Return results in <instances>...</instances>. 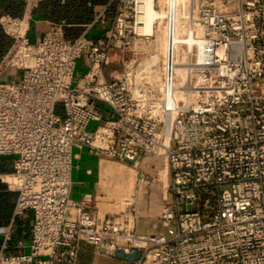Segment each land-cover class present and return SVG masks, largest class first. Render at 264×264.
<instances>
[{
  "label": "built area",
  "instance_id": "1",
  "mask_svg": "<svg viewBox=\"0 0 264 264\" xmlns=\"http://www.w3.org/2000/svg\"><path fill=\"white\" fill-rule=\"evenodd\" d=\"M145 1L108 0L99 17L115 13L98 36L92 23L69 37L51 21L34 39L40 0L0 15L13 39L0 58L10 166L0 180L16 192L13 219L33 213L28 249L8 251V229L0 264H96L117 250L139 252L125 264H264V0H189L188 15L178 0H154L164 51L152 46L157 31L138 30ZM75 147L101 168L104 158L133 167L131 199L105 210L101 179L73 197ZM156 180L162 229L147 233L141 219L153 214L138 202Z\"/></svg>",
  "mask_w": 264,
  "mask_h": 264
},
{
  "label": "crops",
  "instance_id": "2",
  "mask_svg": "<svg viewBox=\"0 0 264 264\" xmlns=\"http://www.w3.org/2000/svg\"><path fill=\"white\" fill-rule=\"evenodd\" d=\"M14 1L15 0H0V15L8 13L16 16H22L26 11V4L24 0H20V2L24 3V6H22L18 12L13 13L8 11L9 8H16ZM107 2L108 0H40L39 5L33 10L34 18L30 32L31 36L34 39L39 38L49 27L51 21L63 22L65 33L69 37H76L82 33L86 28V23H92L88 29V34L94 36L104 35L111 25L115 13V4H112L106 12V18L104 21L101 17H99L102 8ZM77 152L80 154L78 161L83 162L84 166L78 162V171L76 172L77 177H74L75 174L73 172L74 183L72 196L75 198H79L85 192L94 193L99 185L100 179L107 187L115 184L116 181H108L110 175L114 173L116 174V172L113 171L114 169L122 168L126 171L130 170L111 162H102L101 168V160H99L97 155L91 153L88 148L79 149ZM147 188L144 192L150 191ZM145 195L147 199L154 196L153 191H151L150 194L145 193ZM15 196L16 193L14 196L6 198L5 201L12 202ZM138 203L139 208L142 207L140 210L143 212V193H141V199ZM117 206L118 205L114 203L112 204V207L115 210H117ZM13 213L8 221L0 225V248L3 246L6 231L10 229L11 239L8 242V251L18 252L23 251L26 248L28 249V244L31 240L33 231V213L32 211H28L26 214L17 217L15 220L13 219ZM2 229H4V231ZM19 242L24 243V246L19 245ZM82 263L87 264V262L83 260Z\"/></svg>",
  "mask_w": 264,
  "mask_h": 264
},
{
  "label": "rangeland",
  "instance_id": "3",
  "mask_svg": "<svg viewBox=\"0 0 264 264\" xmlns=\"http://www.w3.org/2000/svg\"><path fill=\"white\" fill-rule=\"evenodd\" d=\"M77 69L85 71L86 68L83 67L79 63L78 66H77ZM98 123L99 122L93 121L91 123L90 127L94 128ZM79 149L80 148L75 147L74 148V152L78 151ZM78 162H80V164L82 166H84L83 162L78 161L77 158L74 159V161H73V165H74L73 172L75 174L74 177H77L76 176V172L78 171V169H77V163ZM102 162H111V163H113L115 165H120L123 168H126V169L128 168V169L132 170V172L134 173V177L132 179H130V181L128 180V183H127L128 185H126V183H124V182H122L120 180L117 182L116 185L113 184V185H110L108 187L105 186L102 182L100 183V185H102V187H103L102 191L105 193L103 195L104 197L100 201L102 207H105L104 208L105 210H115L112 207V204L114 203V204L118 205L117 208L119 209L123 205V203L126 201V198H131L132 194L134 193V190H135L134 187L136 185V179H137V171L135 169H133V167H131L130 165H126V164L120 163V162H118L116 160H113V159L104 158L102 160ZM130 170H129V172H130ZM124 175L127 176V178L129 179L128 173L124 172ZM124 180H125V178H124ZM129 182H131V183L129 184ZM158 184H159V181L156 180L154 182V184H151L152 186L150 188H147L150 191L143 193V201H144L143 213L151 212L153 214L152 216H149L147 218H142L141 219V223H140L141 227L147 233H156V232H158V231H160L162 229L161 222L159 221L158 214L161 212L164 200H163V191L161 190V188L158 187ZM116 186H117V188H116ZM127 186H129V189L130 188L131 189L129 190ZM144 191H146V190H144ZM151 191H153V195L154 196L152 198L149 197V199H147L145 193L150 194ZM118 196H120L121 199H119L120 197H118ZM111 199L113 201H111ZM140 212H142V211L140 210ZM154 225H156V226H154ZM2 230L4 231V229H2ZM96 264H125V261L123 259L119 258V257H109V256H105V255H99L97 260H96Z\"/></svg>",
  "mask_w": 264,
  "mask_h": 264
},
{
  "label": "bare ground",
  "instance_id": "4",
  "mask_svg": "<svg viewBox=\"0 0 264 264\" xmlns=\"http://www.w3.org/2000/svg\"><path fill=\"white\" fill-rule=\"evenodd\" d=\"M160 1L163 2L165 0H160ZM203 1H205V0H203ZM188 2H189V0H178V5H179L178 12H179L180 15H188V13H189ZM206 2H207V0H206ZM154 3H155L154 0H146L144 5L142 6L143 9H144L143 18L145 20V23L139 25L138 26V30L141 31V32H147V33L157 31V37L158 38H157V40L152 42V46H154L155 48H157L160 51H164L165 50V41H166V38H165V27L162 24H157V25L154 24V19H155V15H156L155 8L153 7ZM179 72L184 77V75H185L184 70H182L180 68ZM113 171H115L116 174L114 173V174L110 175V177L108 178V181L109 182H111V181L115 182L116 181L115 184H117V182L120 180V181L126 183V185H128L127 184L128 180L130 181V179H132L134 177V173L132 172V170H130V172H129L128 170L126 171V170H124L122 168L121 169L117 168V169H114ZM124 172L128 173L129 179L127 178V176L124 175ZM167 174H168V172L166 170H162L161 171V175H162L161 178H162V180H164L162 185H161V187H163L164 184H166ZM124 178H125L126 181L124 180ZM130 183L131 182H129V184ZM127 187L129 189V186H127ZM118 197H120V196H118ZM119 199H121V197ZM127 199H131V198H126V200Z\"/></svg>",
  "mask_w": 264,
  "mask_h": 264
},
{
  "label": "trees",
  "instance_id": "5",
  "mask_svg": "<svg viewBox=\"0 0 264 264\" xmlns=\"http://www.w3.org/2000/svg\"><path fill=\"white\" fill-rule=\"evenodd\" d=\"M14 2L16 8H9V12L16 13L20 8H22V6H24V3L20 2V0H15ZM12 41L13 39L4 31L0 23V58L3 53L11 46ZM8 170H10L8 157H0V171ZM15 193V191L8 190L6 184L0 180V225L8 221L13 213L14 204L12 202L5 201V199L14 196Z\"/></svg>",
  "mask_w": 264,
  "mask_h": 264
},
{
  "label": "water",
  "instance_id": "6",
  "mask_svg": "<svg viewBox=\"0 0 264 264\" xmlns=\"http://www.w3.org/2000/svg\"><path fill=\"white\" fill-rule=\"evenodd\" d=\"M116 255H117V257H119L121 259L132 260V259L139 257V252L135 251V252H131V253H126L122 250H117Z\"/></svg>",
  "mask_w": 264,
  "mask_h": 264
}]
</instances>
